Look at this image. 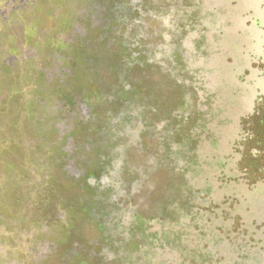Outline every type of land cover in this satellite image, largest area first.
<instances>
[{"label": "rangeland", "instance_id": "1", "mask_svg": "<svg viewBox=\"0 0 264 264\" xmlns=\"http://www.w3.org/2000/svg\"><path fill=\"white\" fill-rule=\"evenodd\" d=\"M149 1L0 0V264H264L259 235L257 241L256 235L249 242L241 239L249 251L241 255L236 239L235 245L207 243L204 235L158 237L151 229L158 220L179 217L198 225L191 213L205 203L202 194L211 192L202 184L204 176L211 178L220 165L204 162L206 170L197 171V146L210 160L214 140L203 135L205 127L223 128L236 115L228 109L234 105L228 96L212 102L194 88L190 65L205 57L202 46L209 37L218 42L207 8L204 15L201 8H187L190 27L183 33L180 15H174L170 32L162 33L166 44L156 50L157 25L144 16L153 12ZM138 32L144 40L123 49V42L134 44ZM85 62L92 64L91 84L77 81ZM138 64L188 82L172 109L152 111L143 98ZM250 101L253 96L241 114ZM219 102L224 108L217 116ZM249 122H240V134L262 133ZM256 143L247 141L235 152L241 172L255 161L252 149L263 153V144ZM33 150L40 162L44 151L53 162L49 172H57L71 151L65 179L54 175L50 184L43 165H29ZM27 167L30 179L23 176L36 181L33 190L25 189L18 175ZM187 171L196 179L195 190ZM20 186L25 197L16 201ZM155 188L164 194L157 196L160 208L149 212L146 204L154 200L148 189ZM167 202L173 206L170 216L164 212ZM258 245L261 250L254 252ZM159 247L169 253H158Z\"/></svg>", "mask_w": 264, "mask_h": 264}, {"label": "flooded vegetation", "instance_id": "2", "mask_svg": "<svg viewBox=\"0 0 264 264\" xmlns=\"http://www.w3.org/2000/svg\"><path fill=\"white\" fill-rule=\"evenodd\" d=\"M217 2L219 3L214 0H151L145 3L153 9V12L144 16H148L147 18L157 25L154 34V38L158 41L154 44L156 50L160 49V44H166L168 39L162 33L165 30L170 32L171 18L174 15H180L179 28L183 33L190 27L188 19L191 12H188L187 8L189 6L201 8L203 11L201 15H204L207 8L209 17L215 19L213 21L216 26L212 33L218 38V42L213 43L212 38L209 37V42L202 46L205 57L201 62L190 65L191 76L195 80L194 88L201 98L205 94L212 99V102L214 99L228 96L234 104L228 109L235 110L236 115L232 116L229 120L231 122L223 128L215 123L205 127L203 135H210L214 140L211 149L208 150L209 155H212L210 160L202 157L200 147L197 146L195 155L198 158L194 164L197 171L202 173L206 170L203 166L204 162L213 163L215 160L220 165L219 171H216L211 178L204 176L202 184L211 189V192L204 196L202 194L199 199L205 198V203H201V208H196L191 213L199 219L198 225L190 226L179 217L165 221L158 220L156 229L162 233L179 232L185 240L204 235V241L207 243L229 240L235 245L237 240L239 243L236 244L237 248L242 249V238L249 242L248 239L256 235V238L252 239L257 241L259 235L264 240V151L262 153L252 149L255 161L254 164L250 163V168L246 167L245 172H241L238 167L241 155L235 154L244 150L247 141H255L256 144H263L264 147V0H217ZM139 40H144L142 34L138 36ZM138 67H140L143 98L151 102L154 113H164L172 109L173 104L181 97V88L189 86L188 82L182 83L172 74L166 76L167 74H161L160 70L155 68L148 70L144 64H138ZM185 92L191 95L190 91ZM251 96L254 101H250L249 110L241 114L240 111L245 109V103ZM223 103L219 102L214 107L217 116L223 111ZM243 119L251 121L250 126H257L263 134L261 132L240 134V122ZM228 157L232 158L226 160L225 158ZM187 178L191 189L195 190V177L189 175L187 171ZM162 188L160 190L155 188L156 192L148 189L153 194L154 200L153 205L146 204L145 209L149 212L160 208L159 204L155 203L157 200L161 201L157 196L164 194ZM220 188L224 192L218 193ZM172 208V204L167 202L165 214H171ZM173 215H176V210ZM179 220L180 225L185 226L184 230H180L176 225ZM235 223L238 227L234 231ZM261 248L258 245L253 251L259 252ZM238 252L245 255L249 251L242 249ZM212 254L213 252L210 253ZM229 264H233V261H229Z\"/></svg>", "mask_w": 264, "mask_h": 264}, {"label": "trees", "instance_id": "3", "mask_svg": "<svg viewBox=\"0 0 264 264\" xmlns=\"http://www.w3.org/2000/svg\"><path fill=\"white\" fill-rule=\"evenodd\" d=\"M133 0H131V2H132ZM136 1H138V0H136ZM244 1H246V0H244ZM99 6H101V5H99ZM133 7V6H132ZM101 7L99 8V11L98 12H102L101 11ZM99 13V14H100ZM140 33L141 32H138L137 33V37H136V39H135V42H134V44L132 45H129L127 42H123L122 43V45H121V47H123V49L125 48V49H128V50H132V48L134 47V46H137V44H138V36L140 35ZM135 56V55H138V52H137V54L136 53H132V56ZM123 58H124V54H123ZM124 60V59H123ZM86 63V62H85ZM124 63H126V62H124ZM116 78V77H115ZM113 79L114 78H112V81H113ZM78 80H80L81 81V84H91V82H92V64H89V62H88V64L86 63L85 65H83L82 67H81V73H80V77H79V79H77V81ZM118 80V79H117ZM120 80V79H119ZM88 82V83H87ZM52 151H55L54 150V148H53V150ZM51 151V152H52ZM31 153H32V151H31ZM44 154V157H43V159H42V161L40 162L39 160H40V158H37L35 155L37 154L36 153V151L35 150H33V155H32V158L30 159V160H28L29 162H28V164L29 165H33V167H34V169L36 168V167H41L42 165H43V173H44V175H47V177H48V182L51 184L52 183V177H54V175H56L57 177V181H59L61 178H62V175L64 174V176H63V178L65 179V176H66V174H67V170H68V167L67 166H69V163L71 162V158H72V155H71V151L70 152H67L66 154H64V161H62L61 160V162L59 161V165H60V167H61V169H60V167L59 166H57V172H56V170L54 171V172H49V171H46L47 169H48V167H50L49 169H52L51 167L52 166H50V165H52V163L49 161V160H46L47 158H46V154H45V151L43 152ZM51 157H52V155H51ZM51 159V161L53 160V158H50ZM62 159V158H61ZM55 160V159H54ZM55 163H56V161H54ZM41 165V166H40ZM66 167V168H65ZM54 168V167H53ZM37 169V168H36ZM41 169V168H40ZM63 169V170H62ZM18 175H20V177H23L22 178V180H21V182H22V184H23V186H24V188L25 189H27V190H29V189H34V188H37V184H36V181L34 182V180H29L30 179V175H31V172H30V170L28 169V167L26 168V169H18ZM35 173V172H34ZM23 175H28V177H29V179L26 177H24ZM57 184H58V182H57ZM23 186H20V188H18V190H19V197L20 198H16V201H21L20 199H24V197H25V191H22V190H24V188H23ZM57 186V185H56ZM58 187V186H57ZM13 191H16V190H14V189H12V191L11 192H13ZM14 195L13 196H16V193H13ZM15 203H17V202H14V204ZM17 207H18V205H17ZM8 213H10V212H8ZM7 213V214H8ZM24 220V222L23 223H25L26 224V222H27V218H24L23 219ZM169 220V219H168ZM153 226V225H152ZM152 229V231L154 232V233H158L157 232V229H153V227L151 228ZM162 230V229H161ZM161 234H162V232H160L159 231V234H158V237H160L161 236ZM159 239H161V238H159ZM155 242H157L158 243V240H155ZM164 247V246H163ZM156 251L158 252V253H161V252H164V251H166L167 253H169V251H168V248L167 247H165L163 250L162 249H160V247L159 248H157L156 249ZM168 255V254H167Z\"/></svg>", "mask_w": 264, "mask_h": 264}]
</instances>
